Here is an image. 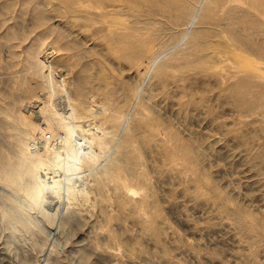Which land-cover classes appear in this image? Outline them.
I'll use <instances>...</instances> for the list:
<instances>
[{"label":"rangeland","instance_id":"obj_1","mask_svg":"<svg viewBox=\"0 0 264 264\" xmlns=\"http://www.w3.org/2000/svg\"><path fill=\"white\" fill-rule=\"evenodd\" d=\"M158 1L145 17L111 13L107 0H0L7 264H264V237L247 227L264 221V14L251 0ZM42 104L87 133H73L78 161L99 151L87 136L108 138L96 164L65 154L61 127L46 138L60 158L31 138L26 114L37 121ZM120 149L150 176L157 224L176 241L131 234L136 214L118 205L114 184L93 186L110 160L126 163ZM11 167L19 186L3 182Z\"/></svg>","mask_w":264,"mask_h":264},{"label":"bare ground","instance_id":"obj_2","mask_svg":"<svg viewBox=\"0 0 264 264\" xmlns=\"http://www.w3.org/2000/svg\"><path fill=\"white\" fill-rule=\"evenodd\" d=\"M81 1L83 4L86 0H79ZM110 1V3L105 7V9L107 11L112 12H122L123 10H137L140 14L144 15L145 17L147 16H152L155 15L158 12V10L156 9V7L158 6L159 1L158 0H107ZM194 1V0H193ZM197 1V0H196ZM212 0H209V2ZM228 1H232V0H225V3H228ZM239 1V0H238ZM237 1V3H238ZM241 1V0H240ZM248 1V0H247ZM200 4L206 2V0H199ZM208 2V0H207ZM244 2V0H243ZM243 2H241L243 5H245ZM246 2V0H245ZM198 3V2H197ZM196 3V4H197ZM222 5H224L225 3H223L222 1L220 2ZM235 3V1H234ZM233 3V4H234ZM251 7L254 6V8H258V12H262V17L264 14V0H251ZM199 4V3H198ZM199 4V5H200ZM230 4V3H229ZM192 5V4H191ZM221 5V6H222ZM237 5V4H236ZM239 5V4H238ZM242 5V7H243ZM247 5V4H246ZM245 5V6H246ZM86 6V5H84ZM188 6V5H187ZM232 6V4H231ZM142 7L144 9H142ZM181 8V7H180ZM178 8L180 11L181 9ZM189 8V7H188ZM212 8V7H211ZM240 9V8H239ZM244 9V7L242 8ZM247 10V9H246ZM245 10V11H246ZM210 11V10H209ZM212 11V10H211ZM250 11V9H249ZM248 11V12H249ZM179 12V11H177ZM257 12V10H256ZM257 12V13H258ZM166 13V12H165ZM180 13V12H179ZM182 13V12H181ZM138 14V13H137ZM188 14V13H187ZM253 14V13H252ZM251 14V15H252ZM203 15V14H202ZM211 15V14H209ZM254 15V14H253ZM164 17V14H163ZM167 18V16H165ZM208 17V15H207ZM212 18V16H211ZM252 18V17H249ZM183 19H185L183 17ZM203 19V18H202ZM248 20V19H247ZM149 21V20H147ZM153 21V20H152ZM263 21V20H262ZM261 21V22H262ZM257 24V23H256ZM242 27V26H241ZM248 29L249 26H247ZM244 27V28H247ZM263 28V27H262ZM247 31V30H246ZM254 30H252L253 32ZM258 31V29H257ZM262 32V30H261ZM255 38V37H254ZM130 45H134V42H130ZM245 62L247 63V65H252L253 62H251L249 59L247 60L245 58ZM259 62V61H258ZM256 65V64H255ZM39 113H40V118L37 119V121L33 120V116H31V112L27 111L26 114V119L24 121L25 123V127L27 128V130L29 131V135L31 136V138L33 140H39L38 138H41L44 140V146H43V151L45 153H47L49 156H55L56 158H60L61 157V151H56L53 150L54 148L51 147L48 144V140L47 138V134L48 132L55 136V137H59V133L58 130H56L58 127H61L62 129H64V135L62 137L64 147H65V154H68V157H71L72 159L78 161L77 156L75 157V153L72 152V137H73V133H75V131H79L81 132V134L85 135L87 134L85 132V130L82 128V126L80 127H75L73 125H71V123H67V120H64V115L59 114V112L53 110L52 108H50L49 105H40L39 107ZM30 109V108H29ZM31 110V109H30ZM75 111L74 108L71 109V111L68 113L69 115H71L73 112ZM68 115V116H69ZM79 114L77 113V116ZM81 115V114H80ZM79 115V116H80ZM25 116V115H24ZM64 116V117H63ZM66 116V117H68ZM74 116V115H73ZM76 116V117H77ZM75 117V116H74ZM66 119V118H65ZM78 119V117L76 118ZM26 130V131H27ZM78 132V133H79ZM94 133V132H93ZM97 132H95V134H93L92 136H87V138L84 141V143H86L87 145H89V147H97L99 149V151L94 153H82L80 155L81 160H79L81 163L78 164H86V166H90L91 164H96L98 159H99V155L100 153H102V150L107 146L108 142V138L107 139H101L99 137V135H96ZM49 134V136H50ZM76 134V133H75ZM28 135V136H29ZM80 136V133H79ZM52 137V136H51ZM84 137V136H83ZM30 138V137H29ZM54 138V137H53ZM88 138H90L88 140ZM49 139V137H48ZM52 139V138H51ZM74 139V138H73ZM40 141V140H39ZM58 141V140H57ZM74 144V143H73ZM200 147V146H199ZM61 148V147H60ZM92 149V148H91ZM203 149V148H202ZM119 151H121L120 153H123V160H125L126 163H122L119 160H110V163L105 167V171L104 173L97 177L94 180L93 186L95 185L96 188H105L104 186H106V184L108 183H113V189L116 191L115 193H117L115 195V198H118L116 201L118 203V205L120 207H123L124 205H126V207L130 206L131 211L134 212L136 214V216L134 217V221L132 222L133 225L132 228L135 229V232H131V234L138 236V237H144V240H146L148 243L149 242H154L155 244L158 243L160 245H163L166 243L167 240H169L170 238L175 239V232L172 229H167V228H163L162 226L158 225V219L160 218L159 216L161 215L159 213V211L154 210L153 207L151 206V204L149 203L150 197L149 195L151 194L150 191V186H149V181H148V174L144 171L145 169L142 167L139 168H135L133 166L134 163V159L133 157L127 155L126 150L125 149H120ZM174 151H176L174 149ZM178 151V150H177ZM180 153H182L184 156L189 155L188 153V149L185 148H180ZM205 153V152H203ZM78 154V153H77ZM201 154V153H200ZM54 157V158H55ZM137 157V156H136ZM135 158V156H134ZM73 160V161H74ZM128 160V161H126ZM124 162V161H123ZM128 162V165H127ZM149 162V161H148ZM156 162V161H155ZM10 168V167H9ZM5 169L6 171L3 172L2 170V174H3V182L6 185L9 186H19V184L21 183V180L19 178V174H17L15 171L14 167H11V169ZM14 168V169H13ZM152 170V169H150ZM152 172V171H151ZM57 173V172H56ZM48 174V173H47ZM56 175V174H55ZM2 176V175H1ZM48 177V176H47ZM52 178V177H51ZM152 178V177H151ZM3 184V185H4ZM166 185V184H165ZM8 186V187H9ZM3 187V186H2ZM94 188V187H93ZM54 190H52L51 192H54ZM153 192V191H152ZM55 193V192H54ZM73 194L71 195L73 197L74 195V199L76 198V193H78L77 191L74 190L73 188ZM121 194L124 196V198L126 200H122L120 198ZM122 197V196H121ZM71 198V197H70ZM44 200V199H43ZM72 200V199H71ZM41 203H39V207H41V204L44 202L42 201V199H40ZM74 201V200H73ZM76 203V202H75ZM154 206V205H153ZM126 209V208H125ZM130 211V210H128ZM130 214V213H129ZM150 217V222H148ZM251 218H253L251 216ZM250 220H247V227L250 231H252L254 233V235L256 236H262L264 237V221L260 220L259 218H253ZM125 223V222H124ZM130 223V221H129ZM159 223V222H158ZM170 223V222H169ZM197 224V223H196ZM129 225V224H128ZM196 228V227H195ZM131 229V228H130ZM199 229V228H197ZM196 230V229H193ZM192 230V232L194 233V231ZM196 232V231H195ZM195 234V233H194ZM200 235V234H199ZM201 239V238H200ZM171 240V239H170ZM171 241H176V240H171ZM169 242V241H168ZM180 242V241H179ZM188 243L185 241V244ZM117 244V243H116ZM150 244V243H149ZM190 244V243H189ZM188 244V245H189ZM205 245V243H204ZM120 246V244H119ZM171 246V245H170ZM201 246V245H200ZM121 247V246H120ZM125 247V246H123ZM160 247V246H158ZM172 247V246H171ZM174 247V245H173ZM118 248V247H117ZM116 247H114V249H117ZM122 248V247H121ZM136 248V247H135ZM162 248V247H161ZM159 248V250L161 249ZM175 248V247H174ZM179 248V247H178ZM114 249L112 251H114ZM120 249V248H118ZM186 249V248H185ZM184 249V250H185ZM190 249V248H189ZM195 249V247H194ZM203 248L199 247L197 250L201 251ZM121 250V249H120ZM162 250H164V248H162ZM161 250V251H162ZM193 250V249H192ZM204 250V249H203ZM123 251V250H121ZM133 251H135V249H133ZM141 251V249H140ZM160 251V252H161ZM183 251V250H182ZM186 251V250H185ZM138 252V251H137ZM193 252H195L193 250ZM114 253V252H113ZM123 253V252H122ZM135 253V252H134ZM167 253V252H166ZM115 254V253H114ZM125 254V253H124ZM243 255V254H242ZM251 255V254H250ZM167 256V255H166ZM170 256V255H169ZM236 256V255H235ZM241 256V255H240ZM242 258V256L240 257V259ZM247 258V257H246ZM228 259V258H227ZM228 261V260H227ZM235 262V261H234ZM8 262H6L5 260H3L0 257V264H7ZM11 263V262H10Z\"/></svg>","mask_w":264,"mask_h":264}]
</instances>
